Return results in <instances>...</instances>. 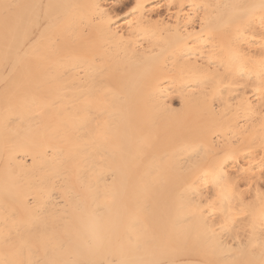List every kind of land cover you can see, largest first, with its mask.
I'll return each mask as SVG.
<instances>
[{"label": "bare ground", "instance_id": "bare-ground-1", "mask_svg": "<svg viewBox=\"0 0 264 264\" xmlns=\"http://www.w3.org/2000/svg\"><path fill=\"white\" fill-rule=\"evenodd\" d=\"M263 176L264 0H0V264H264Z\"/></svg>", "mask_w": 264, "mask_h": 264}, {"label": "rangeland", "instance_id": "rangeland-1", "mask_svg": "<svg viewBox=\"0 0 264 264\" xmlns=\"http://www.w3.org/2000/svg\"><path fill=\"white\" fill-rule=\"evenodd\" d=\"M128 4L125 6V4H126V2H123L122 4H121V6H117V8H115V7H112L113 9H112V12H115L114 13V15H117L120 19H122L123 17H125L126 16V13H127V11H129V9L128 8H130L131 9V7H132V3H130V2H127ZM124 4V5H123ZM131 4V5H130ZM129 5V6H128ZM131 6V7H130ZM115 8V9H114ZM124 8V9H123ZM109 9L111 10V7H109ZM111 12V11H110ZM160 13H163V14H165V10H162ZM163 14H161L162 15V18H164L165 20H167L168 18H166V15L164 16ZM162 18H160V19H162ZM168 21V20H167ZM234 86H236V87H238L237 85H234ZM236 87H234V88H236ZM240 87V89H242L241 88V86H239ZM239 87L237 88L239 91H242V90H240L239 89ZM233 88V87H232ZM244 89V88H243ZM247 90V89H246ZM249 91H250V93H249ZM252 89H250L249 90V88H248V90H247V94H248V96H250L251 97V95H252ZM233 95V94H232ZM234 95H236V93H234ZM253 97V96H252ZM174 99H173V101H172V99L170 100L171 101V104L173 105V107L174 108H178L179 107V104L178 103H180L179 102V99L176 97H173ZM173 102V103H172ZM177 105V106H176ZM231 137V136H230ZM232 141H236V138H235V140L233 139ZM264 177V176H263ZM241 183H243V182H241ZM240 183V188H241V191L242 190H247L248 188L247 187H244V186H246V184L244 183V184H241ZM250 186V185H249ZM251 186H255L254 184L253 185H251ZM259 186H261V191L262 192H264V180H262V182H260V184H259ZM244 187V188H243ZM245 190V191H246ZM247 198H248V196H247Z\"/></svg>", "mask_w": 264, "mask_h": 264}]
</instances>
